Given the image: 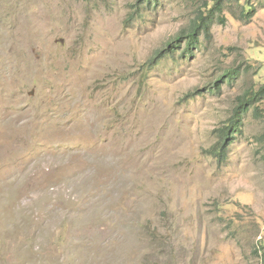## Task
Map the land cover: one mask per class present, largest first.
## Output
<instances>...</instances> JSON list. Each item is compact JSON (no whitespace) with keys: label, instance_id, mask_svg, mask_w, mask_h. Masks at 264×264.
Masks as SVG:
<instances>
[{"label":"rangeland","instance_id":"obj_1","mask_svg":"<svg viewBox=\"0 0 264 264\" xmlns=\"http://www.w3.org/2000/svg\"><path fill=\"white\" fill-rule=\"evenodd\" d=\"M156 1L0 0V264H264V0Z\"/></svg>","mask_w":264,"mask_h":264},{"label":"trees","instance_id":"obj_2","mask_svg":"<svg viewBox=\"0 0 264 264\" xmlns=\"http://www.w3.org/2000/svg\"><path fill=\"white\" fill-rule=\"evenodd\" d=\"M145 1L149 2V5L155 4L157 2L156 0H143L142 3H144ZM152 1L156 2L152 3ZM221 2L222 0H214L213 5L209 11L206 10L205 13H198L185 32L183 31L180 36L167 43L163 50H160L155 54V60L164 58L163 56H165V54H173L174 50L181 48V45L179 44H181L183 40H188V46L186 47L184 54L187 53L189 55L190 51L192 50L190 49V45H198L200 36L202 34H204L206 37L210 35L211 27L214 24L216 18L218 22L222 24L225 23V17H220V13L222 11ZM240 14L241 17L246 19H250L253 16L252 11L250 13ZM150 63L155 64V61L151 60ZM249 96H254L257 99L260 97L264 99V86L259 91H257L256 93H251ZM246 101V98H244L240 102L236 114L231 119H229L226 124L219 130V142L215 147L211 149L210 152L211 155L218 158L219 160L225 158L228 148L231 146V144H233V142L237 139V135L241 132V116L249 109V104ZM262 248L263 251L260 247L259 252L256 250V253L261 254V256L264 258V246H262Z\"/></svg>","mask_w":264,"mask_h":264}]
</instances>
